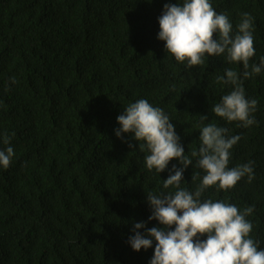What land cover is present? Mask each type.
<instances>
[{
	"label": "trees",
	"instance_id": "obj_1",
	"mask_svg": "<svg viewBox=\"0 0 264 264\" xmlns=\"http://www.w3.org/2000/svg\"><path fill=\"white\" fill-rule=\"evenodd\" d=\"M177 2L183 0H0V150H14L10 166H0V264H150L156 242L137 252L128 240L135 223L160 226L148 220L147 195L174 194L164 180L182 165L173 159L161 173L149 170L146 142L115 135L117 117L140 99L174 125L192 160L180 185L190 192L205 175L191 155L201 128L216 123L241 137L228 167L251 161L253 178L227 190L211 186L200 199L241 212L253 207L249 236L264 249V69L244 79L242 63L225 55L205 54L195 66L177 61L158 39L164 5ZM209 2L234 32L242 15H251L249 64L259 65L264 0ZM226 69L243 80L246 99L258 101L251 126L212 111L234 89L218 81Z\"/></svg>",
	"mask_w": 264,
	"mask_h": 264
},
{
	"label": "clouds",
	"instance_id": "obj_2",
	"mask_svg": "<svg viewBox=\"0 0 264 264\" xmlns=\"http://www.w3.org/2000/svg\"><path fill=\"white\" fill-rule=\"evenodd\" d=\"M158 22V39L165 42L167 52L179 62L187 60L189 66H195L204 63L205 54L225 55L229 63H242L244 79L264 69V57L259 65L249 64L255 55L253 18L249 13L242 15L234 32L227 14L217 13L209 0H183V3H166ZM218 81L231 84L234 89L214 105V114L229 122L239 121L243 127L256 123L252 113L258 101L246 99L238 73L226 69L225 76L218 77ZM201 119L207 120L208 116L201 115ZM117 122L120 125L115 129L117 138L123 139L124 134L131 133L136 142H146L150 154L145 161L149 170L155 168L161 173L173 159L182 165L179 168L173 165L164 180L165 189L176 188L174 194L147 195L152 209L148 220H156L160 226L146 228L144 221L135 223L134 234L128 240L134 251L147 250L155 241L150 264H264V249L258 250V243L249 236L253 225L246 217L253 212V207L241 212L225 201L200 199L203 191L211 186L218 184L227 190L245 175L249 181L253 178L251 161L228 167L230 149L240 140L239 135L229 137L228 129L216 123L201 128L199 150L191 155L198 157L197 166L205 175L193 193L180 187L184 171L192 165V160L185 155L180 137L162 109L140 99L124 109ZM3 143L10 144V138L5 137ZM13 156L10 146L0 150V166L8 168ZM140 229L146 230L141 233ZM204 236L206 239H201Z\"/></svg>",
	"mask_w": 264,
	"mask_h": 264
}]
</instances>
